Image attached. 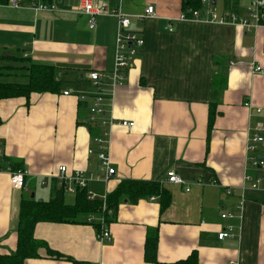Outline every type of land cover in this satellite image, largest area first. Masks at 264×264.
Masks as SVG:
<instances>
[{
	"label": "crops",
	"instance_id": "crops-1",
	"mask_svg": "<svg viewBox=\"0 0 264 264\" xmlns=\"http://www.w3.org/2000/svg\"><path fill=\"white\" fill-rule=\"evenodd\" d=\"M106 1L129 16V29L144 42L126 78L105 101L108 117L133 121L134 126L112 127L109 157L114 173L106 181H88L87 187L101 197L124 178L158 180L169 191L170 203L160 211L155 196L135 203L123 200L108 223L107 241H100L96 227L88 223L38 222L34 236L62 256L55 259L40 249L42 257L25 264H151L143 257L149 229L157 230L161 262L195 251L203 264H264V188L253 190L243 182L245 172L262 174L247 163L246 142L253 128L264 124V75L251 70V64L264 68V27L254 31L207 22L204 6L201 19L178 20L182 0ZM36 2L52 3L55 9H31L22 1L20 7L0 4V65L11 67L2 70L0 79L24 82L23 65H52L62 80L61 91L31 93L28 106L23 97L0 99V169L21 163L28 171L22 190L31 184L39 200H47L61 165L103 175L96 152L88 153L96 149L92 136L102 127L92 123L90 128L88 104L62 92L70 88L90 103L96 89L88 73L96 71L108 81L116 18L97 16L89 29L87 16L71 10L76 0ZM249 3L210 0L209 7L218 16L244 17ZM148 5L154 15L138 18ZM213 102L215 117L207 132ZM262 135L253 155L264 156ZM170 169L189 191L166 181ZM212 179L217 184H210ZM17 190L0 170V253L15 249L23 197L18 198ZM241 196L240 218L222 219L223 211L240 213ZM227 224L233 226V236L218 239Z\"/></svg>",
	"mask_w": 264,
	"mask_h": 264
},
{
	"label": "built area",
	"instance_id": "built-area-1",
	"mask_svg": "<svg viewBox=\"0 0 264 264\" xmlns=\"http://www.w3.org/2000/svg\"><path fill=\"white\" fill-rule=\"evenodd\" d=\"M19 0H8L6 5L12 7H20ZM202 6H204V12L206 13L205 21L214 24L221 25H237L245 28L246 30H257L264 27L263 23V13H264V0H250L248 7L246 8V16L236 17L233 14H223L216 15L210 10V0H201ZM28 8L36 10H54L55 6L52 3H40L31 2ZM77 14H83L87 16V25L89 29L95 27V22L97 16L101 15H112L116 18V32L114 40V53H113V63L110 71L108 81L101 79L98 72L92 71L88 73V78L94 85L96 91L92 95L89 106H88V121L90 123H99L102 127L99 134L92 137V143L95 145L96 149H88V153L92 154L96 152V156L99 162V169L102 171L103 175L97 174H87L83 170H68L64 165L58 167V172L54 176V179L62 187L65 193L74 194L76 189L84 188L86 191V197L88 199L98 198L96 193L89 190L87 183L90 180L96 181H106L108 177L114 173L111 167L110 157H109V136L111 129L114 125H118L127 129H131L134 126V122L126 119L113 120L110 116L108 117L105 101H110L112 97V91L116 85H119L126 78L127 70L131 67L134 58L137 56L139 48L143 44V36L140 33L130 30V18L128 15L122 14L119 11L118 6L111 7L106 0H76L75 5L71 8ZM154 15V9L151 5L145 7L142 14L137 15L138 18L143 19L148 16ZM178 20H199L201 19V14L199 10L186 9L177 18ZM168 29L172 30V25L168 24ZM251 70L253 73H260L264 75V68L257 64H251ZM106 91V92H105ZM62 94L64 95H75L80 101L86 100V96L75 92L74 90L68 88L65 89ZM246 107H250L248 101L244 102ZM256 112H260V108H256ZM264 130L263 125H257L253 128L247 136L246 142V152H247V163L257 166L261 169L262 174L252 177L251 174L245 172L243 176L244 184L248 185L250 189L258 190L264 188V156L253 155L252 153L256 151L259 143L263 139L262 132ZM0 157H3L0 151ZM7 173L9 179V185L13 189H23L25 187V178L28 176V171L25 168L13 169L9 164L4 166L2 169ZM166 181L169 183H174L184 187L185 191H189V187L185 184L184 180L177 175L172 169L166 172ZM44 183V182H42ZM210 184H217L215 179L209 181ZM244 187H242V190ZM244 191V190H243ZM226 193H230L227 189ZM103 199V208L105 207V196H101ZM243 197L241 196V201L237 206L238 215L231 212L223 211L220 213L222 219L230 218H240L242 211ZM97 219L100 223V230L97 237L100 241H107L111 238V231L108 224L105 223L103 216L95 217L88 216L87 220L92 221ZM233 236V226L227 224L217 233L218 239H223L225 237Z\"/></svg>",
	"mask_w": 264,
	"mask_h": 264
},
{
	"label": "trees",
	"instance_id": "trees-1",
	"mask_svg": "<svg viewBox=\"0 0 264 264\" xmlns=\"http://www.w3.org/2000/svg\"><path fill=\"white\" fill-rule=\"evenodd\" d=\"M22 2H36L38 0H19ZM8 0H0V4H6ZM201 0H182V10H200ZM3 58V56H1ZM11 68L10 66L0 65V76L2 70ZM25 70L26 80L24 82H14L0 79V99L13 97H23L27 100L31 93L60 92L62 80L57 76L59 72L55 66L46 64L30 63L20 67ZM7 76V74L5 75ZM88 104L89 100L79 101ZM215 104L209 105L207 120V132L210 131L215 117ZM97 123V122H96ZM87 124H91L87 119ZM95 124V123H93ZM101 129L95 131L97 135ZM264 134V130L262 132ZM208 135V134H207ZM92 136V137H93ZM208 139V136H207ZM13 169L24 168L19 162H10ZM26 180V178H25ZM64 190L54 179L50 187V197L47 200H37L34 197H22L19 203L16 221L15 249L12 253H0V264H25L30 259L42 257L40 249H44L46 256L59 259L61 254L50 249L47 243L38 239L33 234V229L38 222H57V223H88L100 230V223L97 219L88 221V216H103L105 223H110L118 205L126 200L135 203L137 200L155 196L159 201L160 211H163L170 203V193L164 183L158 180H144L134 178L121 179L104 196L88 199L84 188L76 189L73 194L74 202L68 204L64 201ZM157 230L149 229L144 241V260L151 264H203L199 262L195 251H191L185 258L171 262H161L157 259ZM69 259L68 257H65Z\"/></svg>",
	"mask_w": 264,
	"mask_h": 264
},
{
	"label": "rangeland",
	"instance_id": "rangeland-1",
	"mask_svg": "<svg viewBox=\"0 0 264 264\" xmlns=\"http://www.w3.org/2000/svg\"><path fill=\"white\" fill-rule=\"evenodd\" d=\"M29 187L30 188H29L28 191H25V190H22V189L17 190L16 191V194L18 195V198L20 197V195L23 196V197H30V195L34 192L35 193L34 198H36L37 200H39L40 199L39 198L40 197L39 193L32 190V185L31 184L29 185ZM45 187H48V186H45ZM64 201L66 203H68V204H72L74 202V196H73V194L65 193L64 194Z\"/></svg>",
	"mask_w": 264,
	"mask_h": 264
},
{
	"label": "bare ground",
	"instance_id": "bare-ground-1",
	"mask_svg": "<svg viewBox=\"0 0 264 264\" xmlns=\"http://www.w3.org/2000/svg\"><path fill=\"white\" fill-rule=\"evenodd\" d=\"M184 10H186V9H184ZM184 10H182L181 13H182ZM167 29H168V24H167ZM168 30H169V29H168ZM143 42H144V40H143ZM142 45H143V44H142Z\"/></svg>",
	"mask_w": 264,
	"mask_h": 264
},
{
	"label": "water",
	"instance_id": "water-1",
	"mask_svg": "<svg viewBox=\"0 0 264 264\" xmlns=\"http://www.w3.org/2000/svg\"><path fill=\"white\" fill-rule=\"evenodd\" d=\"M30 197L33 198V197H34V194L32 193V194L30 195Z\"/></svg>",
	"mask_w": 264,
	"mask_h": 264
}]
</instances>
